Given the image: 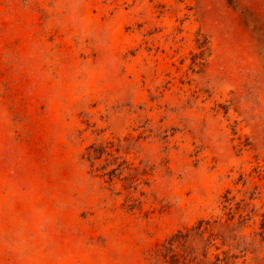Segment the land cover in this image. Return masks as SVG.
<instances>
[{
  "label": "rangeland",
  "instance_id": "rangeland-1",
  "mask_svg": "<svg viewBox=\"0 0 264 264\" xmlns=\"http://www.w3.org/2000/svg\"><path fill=\"white\" fill-rule=\"evenodd\" d=\"M0 264H264V0H0Z\"/></svg>",
  "mask_w": 264,
  "mask_h": 264
},
{
  "label": "trees",
  "instance_id": "trees-1",
  "mask_svg": "<svg viewBox=\"0 0 264 264\" xmlns=\"http://www.w3.org/2000/svg\"><path fill=\"white\" fill-rule=\"evenodd\" d=\"M202 225H203V221H201L199 227H201ZM175 237H179V238L189 237V232H186V233L179 232V234H177V236H175ZM173 244H174V238H171L170 245H169V249H171L170 251H172V250L174 251V249H175V248L173 249ZM172 257L177 258L175 253L172 254Z\"/></svg>",
  "mask_w": 264,
  "mask_h": 264
}]
</instances>
